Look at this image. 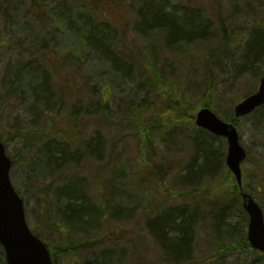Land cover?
I'll use <instances>...</instances> for the list:
<instances>
[{"label": "rangeland", "instance_id": "obj_1", "mask_svg": "<svg viewBox=\"0 0 264 264\" xmlns=\"http://www.w3.org/2000/svg\"><path fill=\"white\" fill-rule=\"evenodd\" d=\"M148 1L99 0L97 18L116 27L118 41L123 32L127 33L125 47L128 50H145L147 42L135 28L139 24L138 10ZM180 1L175 0L174 6L190 4V0ZM191 1L195 6L202 4L203 8L210 7L213 11L225 8L226 15L232 5L246 3L245 0ZM82 3L87 6L83 7ZM251 3L249 12L258 11L264 20V0H251ZM94 4V0H0V96L14 89L10 97L0 101V140L13 161L11 180L24 200L29 227L45 241L51 252L66 243L91 244L66 256L59 255L58 264H102L106 250L111 252L109 264H160L163 251L148 223L169 207L187 205L196 217L191 264H264V258L260 257L264 254L252 248L219 256L221 246H238L247 238V214L242 207L241 190L226 164L227 141L207 137L208 145L217 151L219 164L215 169L201 171L192 177L194 171L203 166V157L195 144L200 130L190 124L186 126V122L182 127H169L178 114L166 112L167 97L161 92L136 94L131 83L123 84L113 75L111 64L102 56L93 53L87 57L85 46L81 48L86 53L80 55V61L76 60L77 54V58L71 60V53L82 45L87 30L79 14L87 19V12L92 11ZM103 11L106 12L104 16ZM247 20H236L234 31L239 33V42L228 48L220 47L222 38H216L213 32L214 40L193 44L181 51H169L162 56L160 66L166 67L173 85L180 87L176 88V97L184 98L180 101L186 100L192 113L202 108L207 88L203 66L209 52L213 53L210 64L215 74L214 111L219 118L228 122L234 116L235 105L257 90L264 76V54L250 69L242 63L255 26L253 16ZM157 42L162 45V39ZM79 63L84 64L78 66ZM23 67L27 72L20 75L22 83L17 80L14 83L16 71ZM102 76L110 78L107 82L111 80L113 86L105 122L98 108L96 111L89 107L94 100L93 86L103 80ZM66 79L73 81V93L84 102L80 104L89 103L87 109L84 108L86 114L81 118L79 115L85 138L90 140L99 131L106 141L104 161L89 162L76 171L87 177L93 202H110L113 214L109 220L101 219V231L92 235L93 240L84 235L74 237L62 226L60 206L64 204L60 205V200L56 201L49 189L51 177L48 180V176L41 175L49 171L36 165L38 162L31 163L40 144L34 145L32 152L23 153V150H30L25 140L39 135L47 114L58 117L57 133L69 128L70 114L65 110L56 115L61 100L72 102L76 98L75 95L70 98L61 88ZM79 90L82 94H78ZM140 111H146L149 116L143 119L156 118L161 131L170 129L166 134L154 135L151 149L126 119L131 112ZM238 130L241 144L248 152L241 165L242 190L251 194L264 211V107L239 119ZM169 165L172 171L166 174L159 171L162 166ZM58 178L65 179L64 176ZM221 211L225 214L219 219L217 215ZM134 243L146 246L144 258L142 248L137 249V256L134 255L131 250ZM3 260L0 247V264Z\"/></svg>", "mask_w": 264, "mask_h": 264}, {"label": "trees", "instance_id": "obj_2", "mask_svg": "<svg viewBox=\"0 0 264 264\" xmlns=\"http://www.w3.org/2000/svg\"><path fill=\"white\" fill-rule=\"evenodd\" d=\"M44 1V0H43ZM65 1V0H63ZM95 4L91 12H87V19H83L79 14L84 26L87 28L86 34L82 45L76 49V52L71 53V60L76 59L80 61V55L87 52V57L93 53H98L111 66V72L115 77L121 79L123 84L129 82L133 85L136 94L139 92L157 93L161 92L169 104L166 108L167 113L178 114L175 119L169 123V127H182V123L186 122L191 126H196L192 118L195 113H192L189 104L184 101H180L184 98L176 97V88L179 90L180 87L173 85L169 74L166 71V67H161L160 60L165 53L169 54V51L183 50L185 47H189L193 44L209 42L214 40L212 33L215 32L217 37L222 38L221 48H228L231 44L239 42L236 30V20L243 19V22L248 21L247 18L253 16L255 26L253 28L252 36L246 52L244 53L243 64L250 69L256 63L260 62L262 55L264 54V20L258 14V11L249 12L248 8H252L251 0H245L246 3L241 5L236 3L231 6V11L226 15V9H218L213 11L210 7L203 8V5H193L194 2L190 0V4L180 5L179 8L174 6L175 0H149L146 5L138 10L139 24L135 28L136 33L144 39L147 44L145 50H128L125 47V40L127 33L123 32L121 40L116 39L117 29L111 23L104 20L98 19V13L96 12L99 0H94ZM180 1V0H179ZM218 3L222 0H216ZM181 2V1H180ZM89 3V2H88ZM83 7H86V3H82ZM177 5V4H175ZM103 11L102 16L105 15ZM250 14V15H249ZM65 15V14H63ZM218 21V24L215 21ZM258 21H261L259 24ZM79 35V34H78ZM158 37V38H157ZM157 39H162V45L158 44ZM86 47V52L81 50L82 47ZM219 48V46H218ZM128 50V54L126 53ZM126 51V52H125ZM214 51V50H212ZM213 53L209 52L206 63L203 66L204 77L207 83L206 93L203 98L202 107H208L215 110V74L213 73L210 62H212ZM67 60H70L67 58ZM85 63V62H84ZM84 63H79L78 66ZM23 70H17L15 73L14 83H22L20 75H24L27 70L23 67ZM190 72L188 76H190ZM113 76V77H114ZM114 77V78H115ZM100 79V78H99ZM99 83L93 86L94 100L87 102L86 106L81 105L80 96H76L77 93H73L72 86L73 81L69 82L66 79L62 83V89L68 92L71 98L75 95V99L69 102L68 99L60 101L59 111L56 115H60L61 112L66 110V114H70L71 121L68 124V129L57 133L56 124L58 117H52L47 114L46 122L43 125V130L39 132V135H33V140H25V146L29 147L30 150H23V153L32 152V147L36 144H40V148L37 154L32 158V164L35 162L41 168H45L49 171L47 174L41 173L42 176L50 177L52 181L49 189L53 191V197L56 201L60 200L62 226L70 231L75 237L79 235L87 236L88 239L93 240L92 235H96L101 231V219L109 220L112 218L108 203H94L89 196V187L86 184L87 177L77 173V169L84 166V164L91 162H102L106 156V141L102 134L98 131L96 136L92 139L85 138L83 131V123L79 121L82 114H86L85 109L89 107L97 108L100 110L102 122H105L109 111V103L111 100V85L110 78L102 76ZM106 86V87H103ZM118 87V86H116ZM122 87V86H119ZM14 90V89H13ZM13 90H8L4 95L0 96V101H3L13 94ZM70 90V91H69ZM183 91V87L181 91ZM49 93V92H48ZM124 93V92H123ZM78 94H82L79 90ZM172 98L174 100L172 101ZM247 97V96H246ZM244 97V98H246ZM243 98V99H244ZM84 104V102L82 101ZM46 104V103H45ZM57 102L54 103V105ZM51 108H49L50 110ZM47 110V111H49ZM131 111H134L132 109ZM191 111V112H190ZM50 112V111H49ZM185 112V113H184ZM190 112V114H188ZM100 115V116H101ZM141 115V118H140ZM100 116L98 118H100ZM106 116V118H105ZM188 116V117H187ZM76 120L74 122V118ZM126 115L128 123L133 125L136 129L138 136L142 137V141L151 149L152 142L154 141V135L162 132L166 134L165 128L161 131V126L156 124L157 119L151 118L146 115V111L131 112ZM143 117H148L143 119ZM84 121V120H83ZM156 124V125H155ZM52 127V130H48ZM157 130V131H155ZM179 129H176L177 133ZM199 131V130H198ZM170 133V132H169ZM146 134V135H145ZM205 136H210L209 133L203 130L196 136L195 144L199 155L203 157V166L200 170L194 171L192 177H196L201 171L211 170L217 168L219 164V156L210 145L208 140H199ZM42 139V140H35ZM206 142V143H205ZM198 143V144H197ZM44 164L45 166H43ZM16 166V164H14ZM166 167V166H165ZM162 166L160 172L166 174L167 171H172V165L169 167ZM164 168V169H163ZM168 168V169H167ZM193 170V169H192ZM196 175V176H195ZM50 176V177H49ZM58 176H64L65 179L60 181ZM17 190V189H16ZM19 193V192H18ZM20 194V193H19ZM103 204V205H99ZM225 212L221 211L218 213L220 219L223 218ZM103 216V217H102ZM246 216V225L248 224V216ZM123 218V216H121ZM195 214L190 212V208L187 205H178L169 207L157 217L155 220H151L148 226L154 230L157 237L158 244L161 246L163 251V258L160 260V264H191L189 261L192 257L191 243L194 237ZM239 228H233L232 230ZM243 231V230H242ZM239 242V241H237ZM87 244V245H86ZM90 243H77L72 242L65 244L64 247L55 248L53 255L57 260L58 264L59 254L66 256L86 248ZM80 247V248H79ZM142 248L144 252L142 254L145 257L146 246L144 244L138 245L134 243L131 250L134 255L137 256V249ZM250 248L247 238L243 240L238 246H221L219 248V256L224 254H231L233 251L244 250ZM110 251L106 250L103 255L104 259L102 264H109L108 260L110 257ZM222 257V256H220ZM264 258V255L260 256ZM172 260V263L170 260ZM3 264L6 262L3 260Z\"/></svg>", "mask_w": 264, "mask_h": 264}, {"label": "water", "instance_id": "obj_3", "mask_svg": "<svg viewBox=\"0 0 264 264\" xmlns=\"http://www.w3.org/2000/svg\"><path fill=\"white\" fill-rule=\"evenodd\" d=\"M263 105L264 77L258 91L236 105L235 115L237 118L248 116ZM193 119L199 128L228 139L227 165L241 186V164L247 158V151L240 143L237 129L209 108L200 109ZM11 168L12 161L0 141V243L7 264H53L49 248L29 228L24 201L11 181ZM242 197L243 208L249 216L248 241L254 250L264 253V211L250 194L243 193Z\"/></svg>", "mask_w": 264, "mask_h": 264}, {"label": "flooded vegetation", "instance_id": "obj_4", "mask_svg": "<svg viewBox=\"0 0 264 264\" xmlns=\"http://www.w3.org/2000/svg\"><path fill=\"white\" fill-rule=\"evenodd\" d=\"M264 107V106H263ZM263 107H260V108H263ZM259 108V109H260ZM245 118V117H244ZM239 119H242V118H237L236 117V115H235V113H234V116L228 121V123L229 124H232L233 126H235L237 129H238V120ZM205 132V131H204ZM210 137L211 138H213V139H216V140H219V138H221V139H223V140H226L227 141V138H225V137H216V136H211L210 135ZM207 138H205V136H203L202 138H201V140H202V142L204 141V140H206ZM206 143V142H205Z\"/></svg>", "mask_w": 264, "mask_h": 264}, {"label": "bare ground", "instance_id": "obj_5", "mask_svg": "<svg viewBox=\"0 0 264 264\" xmlns=\"http://www.w3.org/2000/svg\"><path fill=\"white\" fill-rule=\"evenodd\" d=\"M10 177H11V175H10ZM26 219H27V213H26ZM27 223H28V220H27ZM37 237H39V236H37ZM39 238L42 240L43 243H45V241L41 237H39ZM0 247L3 248V246L1 245V243H0ZM60 247L62 248L64 246H59L57 248H60ZM53 252H51L52 262H53V264H56L57 260L54 258ZM59 255H63V254H59Z\"/></svg>", "mask_w": 264, "mask_h": 264}]
</instances>
